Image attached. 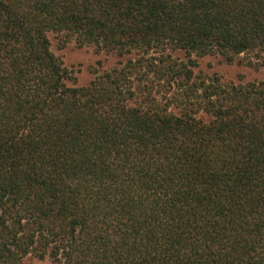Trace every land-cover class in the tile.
I'll list each match as a JSON object with an SVG mask.
<instances>
[{
	"label": "trees",
	"instance_id": "1",
	"mask_svg": "<svg viewBox=\"0 0 264 264\" xmlns=\"http://www.w3.org/2000/svg\"><path fill=\"white\" fill-rule=\"evenodd\" d=\"M193 55L264 67V0H0V264H264V81Z\"/></svg>",
	"mask_w": 264,
	"mask_h": 264
},
{
	"label": "rangeland",
	"instance_id": "2",
	"mask_svg": "<svg viewBox=\"0 0 264 264\" xmlns=\"http://www.w3.org/2000/svg\"><path fill=\"white\" fill-rule=\"evenodd\" d=\"M61 36L50 35L51 49L61 60L65 69L76 78V85L86 86L95 73L113 68L118 58L105 53H98L92 47H77L73 42L61 47ZM176 57L183 59L185 54L177 52ZM196 62L194 72L205 77L218 76L224 83H247L264 81V67H252L243 56L233 62H227L219 55L191 57ZM23 264H41L35 259L28 258Z\"/></svg>",
	"mask_w": 264,
	"mask_h": 264
}]
</instances>
